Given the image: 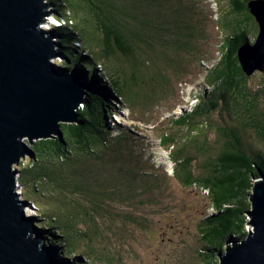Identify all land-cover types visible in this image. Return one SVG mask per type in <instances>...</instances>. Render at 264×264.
Listing matches in <instances>:
<instances>
[{"label":"trees","instance_id":"obj_1","mask_svg":"<svg viewBox=\"0 0 264 264\" xmlns=\"http://www.w3.org/2000/svg\"><path fill=\"white\" fill-rule=\"evenodd\" d=\"M59 1L65 8L61 11L54 2L55 15L72 20V25H70L72 28L65 24L57 25L51 30L52 34L58 36L55 42L59 53L63 56L59 63L69 68L75 64L84 67L88 78H91V86L86 90L84 102L77 110L79 122L61 123L62 136L39 138L30 147L35 150L36 159L45 162L43 167L45 170L59 172V176L67 173L66 170L76 173L78 180L74 185L77 188L76 196L68 203L64 200V209L63 207L61 209L54 208L50 212L49 202L51 201H45L50 199V194L46 195L43 201L25 197L24 184L21 181L20 183L24 198L37 202L38 209L41 207L39 213L42 216L43 224L38 222L36 224L42 228L43 233H47L48 240L54 243L56 254L64 256L67 244L71 243L73 249L70 253L73 256L70 260L63 257V260L74 261V264H92L88 260H83L81 256L82 254L89 255L84 246L90 244L89 240H92L94 233L103 238H109V241L119 237V232L121 228H126L127 223L125 224V222L127 221H123L122 216L119 215L117 204L124 192L127 193L131 190L134 192L135 188L134 185L130 186L126 182L125 187L122 184H117L116 171L107 173L103 178L97 175L94 177L92 173L94 170L93 159L87 161L93 156L96 161H101L102 165L110 167V164L104 161V159L108 161L109 159L97 148L100 146L106 150L113 139L123 137V135L117 137L114 135L115 138H113L105 134L107 130L106 115L118 111L114 108L117 101L114 96H122L125 100L127 99L130 110L140 108L142 105L143 108L146 107L149 112H152L162 99L172 93L170 85L172 79L160 71H155L162 66V63L156 62L161 59V56L159 55L158 59L155 55L148 56L152 49L151 46H153L149 32L154 22L166 23L165 32L168 38H164L163 44L169 55L174 48H168L167 41L170 40L177 48H180L171 59L165 61L167 64H171L172 75H175L174 81L180 77L195 75L197 67L201 66V64L198 66V61L199 63L201 60L204 61V55L200 52L199 45L198 48H190V45H195L193 37L198 35L199 25L196 26L193 13H186L188 12L186 9L185 11L180 9V0H175L177 10H180L179 12L183 15L175 25V27L181 26L179 34L175 32V28L174 31H171L169 21H157L150 10H141L138 6L145 1L150 4L152 0H141L140 4H136L135 0L133 2H130L131 0ZM83 1L87 3L85 4ZM215 1L219 10L215 25L218 30L228 32V34L225 35V39L224 36H221L222 41L219 44L220 51L216 63L211 69L209 66L205 71L208 76L206 80L212 88L206 95L207 97L197 95L194 99L197 98L198 102L194 101L196 103L194 109L178 116L176 120L169 121V128L158 136L162 145L171 151L170 156L174 162L176 177L185 185L195 184L206 189L213 208L217 210V213L207 218L201 227L205 244L203 251H198L200 254H207L214 250L221 251L225 240L236 238L237 235L240 237L246 235L248 231L246 227L248 223L247 211L252 207L250 195L253 184L255 179L264 178V154L259 151L247 152L243 142L241 129L246 125L244 115L246 118L256 121L257 96L255 91H251L246 85L249 77L241 68L237 55L238 48L242 43L255 41L259 23L251 11V0H230L231 6L223 10L220 8V0ZM83 4L91 5L94 18L91 27L96 35L94 37L89 35L91 28L85 32L83 29L81 32L76 28V26L81 27V23L84 24L87 20L85 13L79 20L74 16L83 9ZM139 22L142 23L141 27ZM135 23L137 24L135 25ZM249 28L251 31L254 29L253 40L249 39ZM79 39L83 40L86 45L77 46L76 42L80 44ZM188 40L190 41L187 44ZM128 46L132 48V53L128 51ZM119 52L128 56L130 62L125 64V67L110 64L113 56L119 55ZM136 52H140V58ZM205 55L207 56V53ZM183 58L189 61H187L185 69L179 71L175 65ZM98 66L101 71H98ZM145 67L150 69V75L143 79L139 71ZM193 69L194 72H192ZM180 82L183 80L181 79ZM176 89L177 87L174 90L176 91ZM221 107L232 111L236 123H231L230 126L214 123L217 130L216 138L212 142L206 128L213 126V110L217 111ZM261 114L264 116V111ZM137 118L142 121L147 120L141 117ZM132 119L136 118L132 117ZM159 121L157 124L154 123L153 127H156ZM148 123L146 122V124ZM174 125L188 131L194 130L195 134L192 137L190 135L181 137L179 131H172ZM257 125V132H261L264 137V123ZM110 133L113 135L111 131ZM27 142L30 144L29 140ZM194 143L199 144L196 149L204 154L203 174L194 173V167H192L194 165L191 161V148H195L192 147ZM96 145L97 147H95ZM77 153L87 158L82 159L76 155ZM100 157L101 159H99ZM67 159H70L71 163ZM19 166H21V171L30 168L22 161L17 167ZM41 173L39 172L38 175ZM55 180L63 184V187L60 186L63 188L60 191L75 190L72 188L71 182L68 181L66 185L65 181ZM35 187L38 189L37 183H35ZM45 194L46 191L41 189L40 196L43 197ZM44 203L48 204L44 205ZM119 217L122 219V224L118 228L116 221ZM129 220L135 221L132 215H128ZM87 221L89 222L87 223ZM81 222L87 223L84 229L78 225ZM104 230L106 233H103ZM57 243L62 246H58ZM217 263L219 264V261Z\"/></svg>","mask_w":264,"mask_h":264},{"label":"rangeland","instance_id":"obj_2","mask_svg":"<svg viewBox=\"0 0 264 264\" xmlns=\"http://www.w3.org/2000/svg\"><path fill=\"white\" fill-rule=\"evenodd\" d=\"M50 1L55 2L57 8L61 11L64 10L65 6H62L59 0ZM83 2L85 4L87 3L86 1ZM130 2H133V0ZM135 2L136 4H140L141 0H135ZM150 2L149 4L145 1L138 6L141 10H150L157 21H169L171 23V31H174L175 28V32L179 34L181 26L177 25L175 27V25L178 23V20H181L183 15L179 12L180 10H177L175 0H152ZM219 3L222 10L231 6L230 0H220ZM82 8L80 10L81 13L77 12L74 16L79 20L85 13L87 20L84 24L81 23V27L76 26V28L81 32L82 29L85 32L91 28L89 35L94 37L96 35L91 27L94 20L91 5L83 4ZM180 9L184 11L186 9L188 11L186 13H193V17L196 19V26L199 25L198 35L193 37L195 45H190V48H198L199 45L200 52L204 55V61L201 60L200 63L198 61V66L200 64L201 66L197 67V73L195 75L191 74L180 77L174 81L175 75H172L173 70L171 64H167L165 61L171 59L180 48H177L170 40L167 41V47L174 48L169 55V52H167L163 44L164 38H168L165 32L166 23L159 24L158 22H154L149 32L153 46H151L152 49L148 53V56L155 55L157 59L159 55L161 56V59L156 62L159 64L162 63V66L155 69V71H160L163 75L172 79L170 84L172 93L167 98L162 99L159 105L154 107L152 112H149L146 107L143 108L142 105H140V108L130 110L127 99L125 100L122 96H114L117 100L114 108L118 109L117 118L122 123L118 122L114 115H106L107 130L105 134L113 138L121 135L123 137L113 139L111 144L106 147V150L100 146L97 148L98 151L104 153L106 158L109 159V161L107 159H104V161L108 162L110 167L102 165L101 161H96V158L93 156L87 161L93 159L94 170H92V173L94 177L97 175L103 178L106 177L107 173L116 171L118 175L117 184H122L125 187L126 182L130 186L134 185L135 188L134 192L132 190L127 191L128 194L124 192L117 204L119 215L122 216L123 221H127L125 222L127 226L126 228H121L119 237L112 238L109 241V238H103L94 233L92 240H89L91 241L90 244L84 246V249L89 255L82 254L81 256L83 260H88L92 264H218L219 251L214 250L213 252H207V254H200L205 244L202 238L201 227L207 218L217 213V210L213 208L212 201L206 189L198 187L195 184L191 186L185 185V183L176 177L174 174V164L170 156L171 151L164 149L160 145V140L157 136L167 129L169 121L176 120L178 116L194 109L196 103L191 101L192 98H195L199 94L202 97H207L206 95L209 94V90L212 87L206 80L208 76H206L205 71H207L209 66L211 69L216 63L220 51L219 44L222 41L221 36H224L225 39V35L228 32L218 30L215 25V21L219 16V10L217 9L215 0H180ZM139 24L141 27L142 23L139 22ZM68 27L72 28L71 26ZM253 31L249 28L248 35L250 36V40L254 39ZM79 40L80 44L76 42L77 46L86 45L83 40ZM189 41H187V44ZM127 49L132 53L130 46ZM212 51L213 53H211ZM136 53L140 58V52ZM205 53H207V56ZM61 56L55 57L53 60L59 63L63 57ZM187 61L189 60L185 58L180 59L179 63L175 65L176 68H179V71L185 69ZM129 62L128 56L119 52V55L115 54L113 56L110 64L112 65L113 63L114 66L123 65L125 67V64ZM97 68L98 71H101L99 66ZM104 69L106 70L105 67ZM194 71L193 69L192 72ZM139 72L143 79L150 75V69L147 67L142 68ZM248 77L246 85L251 91H255V95L257 96L255 113L257 119L255 121L246 118L244 115L246 125L241 129L243 142L247 148V152L259 151L264 154V137L261 132H257L256 130L258 123H264V116L261 114L264 111V70L256 69L251 74H248ZM181 79L183 82H180ZM175 87H177L176 91L174 90ZM200 100L201 98L199 97ZM196 102H198L197 98ZM132 117L136 119H132ZM137 117L147 120L142 121ZM158 121L159 124L153 127V124H157ZM212 121L213 126L206 128L207 134L212 142L216 138L217 130L214 123L224 126H230L231 123H236L232 111H229L225 107H221L217 111L213 110ZM146 122L149 123L146 124ZM61 123L69 122L61 121ZM110 131L113 135H111ZM172 131H179L181 137L184 135H190L192 137L195 134L194 130L188 131L185 128H178L175 125L172 126ZM114 135L116 136L114 137ZM22 140L27 142L28 137L25 136ZM27 144L31 145L28 142ZM192 147H195L191 148V161L192 165H194L192 166L194 167V173L203 174L204 154L196 149L199 147L198 143H194ZM208 149L210 151V148ZM76 155L82 159L87 158L83 157L80 153ZM36 158L32 159L27 156L21 159L23 163L29 164L28 166L30 167L22 169V171L20 167V172L17 174V179L24 184L25 197L37 198L43 201L45 199L44 197L50 194V199L45 200L51 201L49 202L51 205L50 212L54 208L61 209L64 200L68 203L70 199L76 196L77 188L74 186L78 181L76 173H70L69 170H66L67 173L61 174V178L59 172L45 170L43 168L45 162L40 159L37 160ZM67 161L70 162L71 160L67 159ZM70 168L73 167L70 166ZM120 170L123 171L120 172ZM39 172L43 174L38 175ZM44 173L46 174L44 175ZM55 179L65 181L66 185L68 181L71 182L72 188L75 190L67 192L60 191L63 189L60 187H63V184L58 183ZM35 183H37L38 189H36ZM19 184L18 191L20 197L24 198ZM41 189L46 191L43 197L40 196ZM37 205V202L35 205L33 202L28 201L24 209L27 214L36 216L34 218L35 223L43 224L42 216L39 213L41 212V207L38 209ZM27 208L29 210L34 208L37 214L28 213L26 211ZM38 213L39 216H37ZM53 213L55 212L53 211ZM128 215H132L135 221H128ZM249 219H251L250 215H248V223L246 225L248 230L253 228V224L249 222ZM87 223L81 222L78 225L84 229ZM116 223L119 228L122 224V219L119 217ZM103 233H106V230ZM43 234L46 235L47 233ZM57 245L62 246V244L58 243ZM225 246L226 244L223 249ZM72 249V244L68 243L64 256L71 258L73 256L70 253ZM54 252L56 253L55 249ZM64 262L74 264V261Z\"/></svg>","mask_w":264,"mask_h":264},{"label":"water","instance_id":"obj_3","mask_svg":"<svg viewBox=\"0 0 264 264\" xmlns=\"http://www.w3.org/2000/svg\"><path fill=\"white\" fill-rule=\"evenodd\" d=\"M250 6L259 32L238 48L246 74L264 70V0H251ZM51 7L44 0H0V264H67L25 212L28 200L17 191L19 169L13 167L21 156L36 157L22 138L33 143L59 137L61 121L79 122L77 110L91 86L81 65L52 61L61 56L58 36L40 25L54 14ZM252 191L247 214L253 228L243 239L226 241L219 264H264V179L255 180Z\"/></svg>","mask_w":264,"mask_h":264},{"label":"clouds","instance_id":"obj_4","mask_svg":"<svg viewBox=\"0 0 264 264\" xmlns=\"http://www.w3.org/2000/svg\"><path fill=\"white\" fill-rule=\"evenodd\" d=\"M45 2H46V0H44ZM48 10H50V8L48 9ZM45 21H46V19H44L43 21H42V23L40 24L44 29H47V30H52V28L53 27H55L54 26V24H53V21H52V24H51V26L49 27V26H47L46 24H45ZM45 24V25H44ZM67 25V24H66ZM51 33H52V31H51ZM62 57V56H61ZM55 61V60H54ZM196 99H194V98H192L191 99V101L192 102H194ZM111 115H114L115 116V118L117 117V112L116 113H112ZM116 120L118 121V122H120V123H122L118 118H116ZM169 128V125H168V127H167V129ZM160 135V134H159ZM158 135V136H159ZM157 136V137H158ZM159 138V140H160V137H158ZM35 140H37V139H34V141ZM33 141V142H34ZM32 144V143H31ZM160 145L164 148V149H166V150H168L164 145H162V143H161V140H160ZM30 146V145H29ZM29 157V156H28ZM32 159H34V158H32ZM172 162H173V160H172ZM173 164H174V162H173ZM29 165V164H28ZM164 166V165H163ZM13 167H15V168H17V169H19L21 166H19V167H16V165L14 166L13 165ZM167 169V168H166ZM19 172H20V169H19ZM261 179V177L260 178H257V180H260ZM256 180V179H255ZM19 180L17 179V191H18V184H19ZM19 186H21V192H22V184L20 183L19 184ZM253 186H254V184H253ZM252 190H253V188H252ZM19 192V191H18ZM251 192H253V191H251ZM23 193V192H22ZM250 199H251V197H250ZM29 202H33V201H31V200H28ZM35 205H36V202H33ZM39 214V213H38ZM248 232V231H247ZM239 236V235H238ZM241 239H243L244 238V236L243 237H240ZM229 240H231V239H229ZM226 241L227 240H225V243H224V245L226 244ZM53 243V242H52ZM54 244V243H53ZM55 249V248H54ZM225 249V248H224ZM223 248H222V250H224Z\"/></svg>","mask_w":264,"mask_h":264},{"label":"bare ground","instance_id":"obj_5","mask_svg":"<svg viewBox=\"0 0 264 264\" xmlns=\"http://www.w3.org/2000/svg\"><path fill=\"white\" fill-rule=\"evenodd\" d=\"M46 2L47 3H50V4H53L54 5V3L52 2V1H50V0H46ZM50 12H53L54 14H52V16H53V24H54V26H63V25H65L66 23L64 22V20H63V17L61 18V17H59V16H55V9H54V7H51L50 8ZM45 25V24H44ZM54 40H56V38H54ZM57 51H59V49H57ZM54 59V58H53ZM52 59V61H54ZM50 137V136H49ZM27 157V155H25V156H21L20 157V159H19V162L16 164V167L19 165V163H20V161H21V159L22 158H26ZM32 210H29L28 208L26 209V211L28 212V213H33V214H35L36 213V211L34 210V208H31ZM37 214V213H36ZM228 240V239H227Z\"/></svg>","mask_w":264,"mask_h":264},{"label":"built area","instance_id":"obj_6","mask_svg":"<svg viewBox=\"0 0 264 264\" xmlns=\"http://www.w3.org/2000/svg\"><path fill=\"white\" fill-rule=\"evenodd\" d=\"M63 20L67 25L69 26L72 25V20H67L66 18H63ZM52 21H53V16L50 15L49 17L46 18L45 24L50 27L52 24Z\"/></svg>","mask_w":264,"mask_h":264}]
</instances>
